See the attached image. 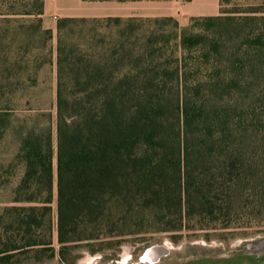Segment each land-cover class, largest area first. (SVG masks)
<instances>
[{"label":"trees","instance_id":"16d2710c","mask_svg":"<svg viewBox=\"0 0 264 264\" xmlns=\"http://www.w3.org/2000/svg\"><path fill=\"white\" fill-rule=\"evenodd\" d=\"M263 4L184 27L172 16L60 17L54 59L35 41L44 48L53 37L42 27L44 0L22 13L32 19L16 29L18 46L0 47V142L24 91L55 62L61 257L141 233L177 242L184 232L264 229ZM47 119L22 138L16 205L0 216V264L56 253Z\"/></svg>","mask_w":264,"mask_h":264},{"label":"rangeland","instance_id":"374dc122","mask_svg":"<svg viewBox=\"0 0 264 264\" xmlns=\"http://www.w3.org/2000/svg\"><path fill=\"white\" fill-rule=\"evenodd\" d=\"M34 0H0V47L6 45L13 51L18 46L21 34L20 24H29L30 16L26 13L31 9ZM118 1V0H112ZM135 3V10L142 8L144 12L162 14L163 17L174 12L189 16L203 3L218 7L217 15L237 14L241 10L255 7L264 0H125ZM119 2V1H118ZM63 5L62 2H60ZM264 5V4H263ZM45 13V2L44 9ZM136 12V11H135ZM42 27L55 22L59 14L52 13L44 18ZM192 17H189V22ZM56 26V25H55ZM53 37L41 47V36L35 41L43 58L48 59V50L56 55L57 32L52 30ZM42 58V57H41ZM56 66H43L37 75V84L24 91L23 100L15 106L11 125L6 130L0 142V216L13 203V192L23 175V166L16 160L22 138L30 128L41 127L47 123V115H51L52 145L54 152V198L52 203V247L56 249L53 255L43 253L34 256L32 253L21 255L15 264H264V229H239L235 231L200 232L196 237L184 232L183 238L175 242L170 234L141 233L137 236H126L121 243L117 239H105L99 242L81 243L73 246L65 257H61L56 234V150L57 135L55 126V93ZM20 93L15 94L17 98ZM27 101V102H26ZM128 231V230H125ZM2 226L0 225V235ZM48 230L42 231V236L48 237ZM161 250L156 255H146L148 250ZM32 254V255H31ZM90 259V260H88Z\"/></svg>","mask_w":264,"mask_h":264},{"label":"crops","instance_id":"0c3cea01","mask_svg":"<svg viewBox=\"0 0 264 264\" xmlns=\"http://www.w3.org/2000/svg\"><path fill=\"white\" fill-rule=\"evenodd\" d=\"M45 13L44 18L50 14H59V17H84V18H103V17H132V16H161L162 14H153L144 12L142 8L135 10V3L130 1H99V2H84L82 0H44ZM63 5H61V3ZM207 2L208 0H203ZM136 11V12H135ZM218 7L210 3H203L198 9H195L192 14L187 17L178 13H168L167 16L174 17L180 27H184L189 22V17L194 16H214L217 15ZM55 22L49 24L48 29L53 30Z\"/></svg>","mask_w":264,"mask_h":264},{"label":"bare ground","instance_id":"6f19581e","mask_svg":"<svg viewBox=\"0 0 264 264\" xmlns=\"http://www.w3.org/2000/svg\"><path fill=\"white\" fill-rule=\"evenodd\" d=\"M160 251L161 250H159V249H155V250H148L147 252H146V255H156V254H159L160 253ZM155 252H156V254H155ZM88 260H90V259H88Z\"/></svg>","mask_w":264,"mask_h":264}]
</instances>
